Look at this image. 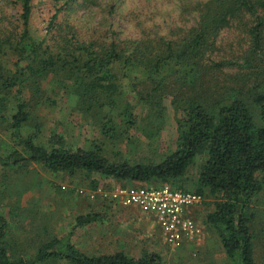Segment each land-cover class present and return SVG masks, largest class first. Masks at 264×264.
<instances>
[{
    "label": "trees",
    "instance_id": "1",
    "mask_svg": "<svg viewBox=\"0 0 264 264\" xmlns=\"http://www.w3.org/2000/svg\"><path fill=\"white\" fill-rule=\"evenodd\" d=\"M48 1L53 14L47 35L34 37V10L43 0H0V124L20 148L0 154V167L13 171L37 164L52 173L98 175L124 186L169 185L192 191L182 181L196 159H203L192 192L213 199L204 225L217 235L231 264H257L255 207L264 194V0H190L181 6L189 25H174L164 35L141 32L124 39L115 30L109 37L84 39L72 19L79 6L112 15L115 5ZM12 5L16 20L7 12ZM234 26L244 33L246 48L237 57L217 59L219 36ZM6 55L16 58L14 71L1 64ZM48 75L67 81L82 113L120 107L116 118L101 119V134L110 142L136 124L134 105L118 104L123 79L130 82L152 128L162 122L164 102L171 98L175 149L157 164H131L112 162L95 146L73 150L60 135H52L47 147L35 143L39 126L33 125V110ZM29 127L34 133L20 136ZM91 186L95 189L96 183ZM97 216L78 217L76 227L93 223ZM7 234L8 222L0 215V264H161L156 254L140 259L121 253L88 257L72 244L71 233L52 237L27 256L15 250Z\"/></svg>",
    "mask_w": 264,
    "mask_h": 264
},
{
    "label": "rangeland",
    "instance_id": "2",
    "mask_svg": "<svg viewBox=\"0 0 264 264\" xmlns=\"http://www.w3.org/2000/svg\"><path fill=\"white\" fill-rule=\"evenodd\" d=\"M102 1L116 6L112 15L108 12L102 15L96 7L91 6L85 9L79 6L73 15L72 19L82 38L109 37L112 30L121 39L136 37L141 32L152 37L155 33H168L174 25L191 23L189 16L181 12V6L190 0ZM7 12L12 20L17 19L16 7L9 6ZM52 14L53 9L48 0H43L42 4L36 6L32 21L34 37L47 35L46 27ZM217 45L220 49L217 59L230 55L237 57L246 48V39L242 30L234 26L221 33ZM15 62L16 58L12 55L1 59L3 67L10 71H14ZM134 76L139 78L138 73H134ZM129 83L127 79L122 80L123 95L118 104L128 102L134 105L136 124L128 128L120 140L110 142L101 134V119L102 116L116 118L120 107L116 110L104 109L101 114L82 113L67 81L65 83L61 76H46L41 81L40 104L33 110V125L39 126L35 143L47 147L52 135H60L71 149L99 147L103 155L112 162L127 160L131 164L159 163L165 154L175 149L177 124L171 98L164 102L166 111L162 122L152 128L146 112L141 105H137ZM5 126L0 124V154L13 148L20 149L9 139ZM33 129L24 128L20 136L26 137L34 133ZM156 132L158 133L155 134ZM202 160L196 159L182 181L192 191ZM92 182L96 183L95 189L111 187L113 183L121 184L98 175L85 178L80 173L73 176L52 173L37 164L13 171L0 167V215L8 222L7 237L14 244L15 250L19 254L32 256L40 244L52 237L62 238L71 233L72 244L88 257L121 253L140 259L146 254H156L160 257L161 264H231L227 261L219 238L203 222L205 215L212 210L211 197L205 196L206 204L193 213V219L203 229V245L197 246L196 250L191 249L190 245L172 249L165 244L158 228H150L153 222L145 215L128 214L120 217L121 213L110 214L98 208V203L97 207L82 200L80 197L87 198V191L95 190L91 186ZM78 189H82L83 194H79ZM255 211L257 234L254 254L257 264H264V194ZM87 215L98 216L93 223L76 227V219Z\"/></svg>",
    "mask_w": 264,
    "mask_h": 264
},
{
    "label": "built area",
    "instance_id": "3",
    "mask_svg": "<svg viewBox=\"0 0 264 264\" xmlns=\"http://www.w3.org/2000/svg\"><path fill=\"white\" fill-rule=\"evenodd\" d=\"M78 193L83 194V190L78 189ZM85 196L111 205L136 207L142 213L151 215L165 244L172 249L190 245L200 236V228L191 213L203 205L205 198L192 191L175 189L169 185H118L99 187L87 191Z\"/></svg>",
    "mask_w": 264,
    "mask_h": 264
},
{
    "label": "crops",
    "instance_id": "4",
    "mask_svg": "<svg viewBox=\"0 0 264 264\" xmlns=\"http://www.w3.org/2000/svg\"><path fill=\"white\" fill-rule=\"evenodd\" d=\"M114 185L112 186H118V185H121V184H116V183H113ZM65 190V189H64ZM79 198V197H78ZM82 200H86L87 202H91L93 203L95 206L99 205L98 208H101V209H104L105 211H108L110 214H113V213H116V214H119L120 217H123V216H126L128 214H133V215H137V214H142V215H145V217H148L153 223L150 224V228H158L159 232H160V235H161V231L158 227V225L155 223L153 217L151 215H148V214H144L142 213L138 208L136 207H122V206H116V205H111L109 203H106V202H101L100 200H90L89 198H82L80 197ZM98 203V204H97ZM97 204V205H96ZM100 209V210H101ZM193 213H195V211L193 210L192 213H191V216L193 218ZM147 218V219H148ZM197 225L199 226L200 228V236L197 238V239H194L193 242L194 243H191L190 246L191 249H194L196 250L198 247L197 246H202L203 242H204V238H203V229H202V226H200L198 223ZM162 236V235H161ZM163 237V236H162ZM161 237V238H162ZM196 244V245H195Z\"/></svg>",
    "mask_w": 264,
    "mask_h": 264
}]
</instances>
